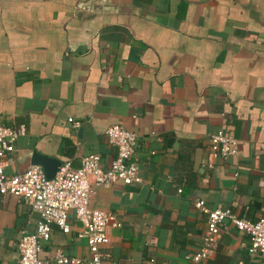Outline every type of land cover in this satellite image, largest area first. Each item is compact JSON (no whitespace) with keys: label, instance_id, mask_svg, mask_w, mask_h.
<instances>
[{"label":"crops","instance_id":"obj_1","mask_svg":"<svg viewBox=\"0 0 264 264\" xmlns=\"http://www.w3.org/2000/svg\"><path fill=\"white\" fill-rule=\"evenodd\" d=\"M0 124L25 127L6 175L34 153L72 169L98 155L105 168L115 150L104 130L136 133L141 182L90 195L120 224L103 264H193L184 256L205 230L195 200L264 218V0H0ZM216 130L237 140L235 157L209 151ZM68 219L39 259L55 248L86 255ZM36 221L24 201L0 195V264ZM247 246L223 225L210 264H264Z\"/></svg>","mask_w":264,"mask_h":264},{"label":"built area","instance_id":"obj_2","mask_svg":"<svg viewBox=\"0 0 264 264\" xmlns=\"http://www.w3.org/2000/svg\"><path fill=\"white\" fill-rule=\"evenodd\" d=\"M67 123L72 129L79 127V123L72 119L68 118ZM24 133L22 124H0V195L24 201L37 214L33 233L19 237L17 257L6 264H103L107 258L104 250L109 244L110 231L119 228L120 224L114 214L93 209L90 195L93 189L106 190L118 181L123 185L141 182L134 159L138 135L117 124L108 126L104 135L114 148L115 156L105 168L100 166L98 155H87L81 158L77 169H72L68 162L60 164L51 179H46L42 169L33 165L20 174L6 175L3 169L11 164L15 142ZM207 147L221 159L237 154V140L222 130L208 135ZM193 207L205 214V230L198 249L185 255L184 260L193 264H210L220 227L227 224L247 236L248 256L264 255V218L250 221L237 217L228 209L216 207L208 210L202 200H195ZM69 213L79 225L76 238L84 241L86 255L67 257L61 249L55 248L47 259H39L42 246L49 241L52 226L61 234L69 233Z\"/></svg>","mask_w":264,"mask_h":264},{"label":"water","instance_id":"obj_3","mask_svg":"<svg viewBox=\"0 0 264 264\" xmlns=\"http://www.w3.org/2000/svg\"><path fill=\"white\" fill-rule=\"evenodd\" d=\"M30 165L39 166L45 178L51 179L60 166V162L56 159L43 157L34 153L30 157Z\"/></svg>","mask_w":264,"mask_h":264}]
</instances>
